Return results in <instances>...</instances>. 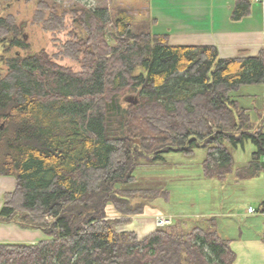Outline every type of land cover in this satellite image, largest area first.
I'll return each instance as SVG.
<instances>
[{"label":"trees","instance_id":"16d2710c","mask_svg":"<svg viewBox=\"0 0 264 264\" xmlns=\"http://www.w3.org/2000/svg\"><path fill=\"white\" fill-rule=\"evenodd\" d=\"M34 1L33 22L44 32L69 23L84 32L74 30L65 44L81 70L44 51L0 58V176L16 181L0 221L47 237L0 244V264H235L231 242L215 230L183 233L174 223L141 240L119 231L143 215L145 205L132 206L134 199L168 201L170 194L116 186L135 183L143 160L192 157L195 149L207 153L204 177L222 181L234 164L227 145L246 143L255 151L239 178L264 171V119L252 123L233 97L243 86H264V53L221 59L214 46L170 45L168 36L151 33L152 20L136 24L121 7L58 13L51 0ZM10 2L0 0V13ZM249 7L237 0L232 19ZM21 28L14 16H0V46L27 50ZM129 94L136 98L122 103ZM109 203L115 217L106 214Z\"/></svg>","mask_w":264,"mask_h":264},{"label":"rangeland","instance_id":"374dc122","mask_svg":"<svg viewBox=\"0 0 264 264\" xmlns=\"http://www.w3.org/2000/svg\"><path fill=\"white\" fill-rule=\"evenodd\" d=\"M50 2L58 13L75 7L88 9L107 7L110 10L113 7H121L130 12L136 24L150 22L144 9L146 0H51ZM36 8L37 3L34 0L29 2L28 0H11L1 11L0 16L12 15L15 23L18 26L22 25L20 30L26 35L25 41L29 48L27 50L19 48L6 50L5 45V47L0 46V58H10L16 54L26 56L44 51L56 64L75 72L80 71L81 64L66 56L65 44L70 40L74 30L80 36L84 35V32L82 33L77 26L70 23L62 32H44L41 26L33 22ZM1 67L5 69L4 61L0 60ZM233 97L242 107L248 109L252 123L255 125L261 123L264 119V86H243ZM134 98L136 95L129 94L121 101L125 104L126 99ZM227 147L233 157L235 169L233 168L232 172L226 175L224 183L217 179L204 177L202 164L207 153L205 149H195L192 157L172 152L165 154L163 159L156 163L143 160L142 165L137 167L133 173L135 183L120 184L116 187L169 192L168 201L157 199L151 204L156 206L157 211L171 215L174 218L171 217L173 223L177 224L180 231L188 233L194 227L215 230L220 237L234 240L233 246L238 255V258L236 255L235 264H261L263 257L258 254V245L252 241L260 222L255 221L258 217L251 215L256 214V211L261 210L264 205V171L257 177L237 180L239 174L236 169L242 168V175L248 171L245 168H248V162L252 160L251 156L255 149L250 143H246L243 148L235 149L230 145ZM147 207L148 205H145L144 209ZM248 207L252 208L255 213L249 214ZM105 211L108 216L112 214L116 216L113 205L110 203L107 204ZM159 217L167 216L158 215L155 221ZM132 220L130 225L133 224ZM259 221H262L263 230L261 232L264 233V217H260ZM133 227L134 230L130 228L131 230L127 232H138L136 235L139 240L154 232L142 234L138 230L139 225H137L138 228ZM243 242L246 246H243Z\"/></svg>","mask_w":264,"mask_h":264},{"label":"crops","instance_id":"0c3cea01","mask_svg":"<svg viewBox=\"0 0 264 264\" xmlns=\"http://www.w3.org/2000/svg\"><path fill=\"white\" fill-rule=\"evenodd\" d=\"M236 1L146 0L144 9L148 18L153 21L151 33L168 36L169 44L172 46H214L221 59L258 56L261 52L264 53V5L258 0H246L250 4L248 14L239 20H234L232 13ZM238 169L240 168L236 170ZM225 181L226 178L220 182ZM15 185L14 177L0 176V209L4 195L11 193ZM156 209V206L150 203V206L143 210V215L133 218L132 225L122 226L119 231H129L130 228L134 230L133 226L137 227V225L142 234L155 231L156 216L172 217ZM261 211L262 208L251 215L258 217L255 221L260 222L261 226L256 229L252 241L258 245V254L263 257L261 264H264V233L261 232L262 221H259L260 217H264V213ZM136 234L138 235V232ZM46 239L47 237L40 230L23 229L14 222L0 221V244H36ZM226 240L231 242V248L236 253L234 240L228 238ZM243 246H246L244 242Z\"/></svg>","mask_w":264,"mask_h":264},{"label":"built area","instance_id":"2783aa9c","mask_svg":"<svg viewBox=\"0 0 264 264\" xmlns=\"http://www.w3.org/2000/svg\"><path fill=\"white\" fill-rule=\"evenodd\" d=\"M258 1H260L264 5V0H258ZM248 213L249 214H254L255 211L252 208H249L248 209ZM172 224H173V219L171 217H159L156 220L157 228L170 226Z\"/></svg>","mask_w":264,"mask_h":264},{"label":"water","instance_id":"95a60500","mask_svg":"<svg viewBox=\"0 0 264 264\" xmlns=\"http://www.w3.org/2000/svg\"><path fill=\"white\" fill-rule=\"evenodd\" d=\"M136 144H139V141L138 140H135L134 141ZM150 205L149 202L147 200H144V199H134L132 202H131V205L134 206V205Z\"/></svg>","mask_w":264,"mask_h":264}]
</instances>
